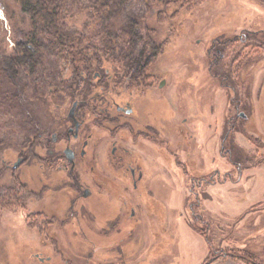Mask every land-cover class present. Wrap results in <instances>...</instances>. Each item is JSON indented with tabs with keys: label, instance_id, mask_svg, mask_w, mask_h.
Segmentation results:
<instances>
[{
	"label": "rangeland",
	"instance_id": "rangeland-1",
	"mask_svg": "<svg viewBox=\"0 0 264 264\" xmlns=\"http://www.w3.org/2000/svg\"><path fill=\"white\" fill-rule=\"evenodd\" d=\"M75 1L65 27L85 35L93 55L63 53L40 23L37 73L14 86L0 69V264H264V0H123L106 20L93 0ZM20 10V0H0V43L5 36L13 45ZM134 19L143 40L132 52L122 28ZM145 41L157 46L152 58L142 57ZM141 59L152 63L149 86L119 64ZM80 62L101 63L108 86L76 79ZM103 91L110 102L132 101L135 133L95 126L91 116V128L70 142L74 172L43 160L68 141L61 130L56 142L40 133L70 124L76 94L99 100ZM117 143L142 161L137 187L125 167H112ZM18 181L26 186L15 193ZM82 186L92 196L78 198Z\"/></svg>",
	"mask_w": 264,
	"mask_h": 264
},
{
	"label": "flooded vegetation",
	"instance_id": "flooded-vegetation-1",
	"mask_svg": "<svg viewBox=\"0 0 264 264\" xmlns=\"http://www.w3.org/2000/svg\"><path fill=\"white\" fill-rule=\"evenodd\" d=\"M149 1H154V0H149ZM161 2H165V4L168 5V2H172V0H159ZM94 2V0H93ZM96 2V1H95ZM105 11L108 12L109 11V6L106 5L105 7ZM102 19L106 20L109 17V14H103L100 16ZM125 28V27H124ZM122 28L123 31H125V29ZM109 30V29H107ZM138 30L141 31V28L138 27ZM141 35V34H140ZM14 41H13V45L12 46H17V40H15V38L13 37ZM29 46H32V44L29 42L28 43ZM10 46V47H12ZM121 47V48H120ZM107 49H102V53H108V52H113L110 51V49H113L114 46L112 48L106 47ZM33 49H35L33 47ZM98 49V48H97ZM121 49L123 50L124 53V46L119 45L118 53H122ZM140 51L143 52H147L146 54L144 53V55H142V57H144L145 59H148L149 57L152 58V56L154 54H156V50H157V46H153L151 44L147 45L146 47H139ZM145 50V51H144ZM152 50V51H151ZM101 51V50H100ZM133 51H136L135 48H133ZM141 53V54H142ZM90 55H93V52L89 51ZM146 55V56H145ZM141 57V58H142ZM119 64L123 67H126L128 69H130L132 66L137 70H134L132 72V77L134 76V81L136 82V85L138 86L139 84H141V82L143 80L147 79V86H149L150 83H148L149 77L151 76V73L148 71L149 66L152 65L151 62L148 61H138V62H134V64L132 63H125V62H120ZM80 68V71L78 72L79 75H81V78H76L79 79L80 82H88L90 83L93 80V77L95 80H97L99 83L102 82L103 84H106V86H108L109 83V78L108 74H106V72H101L99 70L96 71V69H104L103 65L101 63H84V64H79L77 67L75 68ZM87 69V70H85ZM95 69L94 72H92ZM76 75V74H75ZM88 75L90 76L88 78ZM101 77V78H100ZM100 78V79H99ZM129 79V77L127 78ZM165 79H162L159 83V87L163 88L165 84L162 85V81ZM87 83V84H88ZM139 83V84H138ZM166 83V81H165ZM77 88V87H76ZM103 88H106L105 86H103ZM138 88H140V90L143 88L141 86H139ZM107 89V88H106ZM77 90V89H76ZM75 90V91H76ZM107 91H103V93H100L101 95V99L98 100L97 98V94H87L85 96H79V94H76V97L72 100V104L70 106V108L67 110V118L68 121L70 122V124L64 125L62 122V124H60V126L54 130L53 132H51L50 136H46L43 133H40L39 137H45L47 139V141H51L53 140L54 142H56L58 139H60L59 133L57 132V130H61V133H64L65 135L63 136L67 141V145L66 147L63 149V153L55 154V151L53 149H50V153H54L53 155L54 158L49 159V157H42L43 160H49L47 161L48 164L52 165V163L59 166L60 169L63 170H69L70 174L72 172L75 171L76 168V150L70 146V142L73 140H81V133L83 134L84 130L86 129V127H88L89 129L91 128V126L87 125V118L89 117H96V119H98V123H93V125L95 126H102L105 124H115L114 129L115 132H119L123 129H128L130 132L135 133L134 131V127L133 124H129V120L127 119V115L132 114L135 109L134 106L132 105V101L131 100H126V102L124 103V105H121L120 103H117L116 100H111V102L109 101V97L107 95ZM95 97L97 98V101L95 99ZM99 97V96H98ZM102 97L104 99H102ZM118 97L121 98L122 97V93L118 94ZM113 106H116V110L119 112V114H121V116H116L112 114L111 109L113 108ZM147 128H149V130H152V125L148 124ZM142 131V129H140ZM138 130V134H141L142 132ZM155 130V129H154ZM90 131V130H88ZM88 137L87 138H83L82 139V145L83 148L80 150V154L82 156H84L86 154V149L85 147L89 144V139L92 137V132L88 133ZM137 134V133H136ZM37 139V138H36ZM41 141V140H38ZM117 148H121V151L118 153L117 152ZM68 150V152H66ZM129 153V149L125 146H120L115 144L111 151H110V155L111 157H113L112 160V167H117V168H124L125 167V172H130V176L133 179V186L137 187L138 186V182L142 181L143 178L145 177V171L143 169V167L141 166L142 161L139 160V163L137 161H135V163H133L129 157V159H127L126 154ZM21 158V163L25 161L24 157H18V159ZM17 159V160H18ZM60 161H63L62 163H60ZM61 164V165H60ZM109 165V164H108ZM14 166V164H13ZM20 178V177H19ZM76 181V178H75ZM24 181H22V184L19 183L18 181V185L20 187L16 188V192L18 193V190H20L19 188H22L24 186H26V184L24 183ZM103 183V182H102ZM81 185V184H80ZM103 185V184H102ZM72 187V185H71ZM105 189V188H104ZM22 191V190H21ZM79 194H78V198L80 196H83L85 198H88L90 196H92V191L89 187H85L82 186L81 190H76ZM23 193V191H22ZM77 199V197L74 199L73 202H75ZM134 210V209H132Z\"/></svg>",
	"mask_w": 264,
	"mask_h": 264
},
{
	"label": "trees",
	"instance_id": "trees-1",
	"mask_svg": "<svg viewBox=\"0 0 264 264\" xmlns=\"http://www.w3.org/2000/svg\"><path fill=\"white\" fill-rule=\"evenodd\" d=\"M20 2V12L22 13L23 17L19 20V16L14 15L18 19V21H20L19 23H17L16 27L14 26L13 37L18 41L17 46L10 47L9 42L5 40V36H2V42L0 43V69L4 74V77L11 85L20 86L21 84L19 81L22 75L33 77L37 73L35 65L31 66V62L33 61V59H35L34 57L37 51L36 44H38V37L37 39H34V35L38 32L40 23L47 24V28L45 30L46 37L50 39L55 38L57 40L56 47L59 46L63 53H67L73 59H79L80 61H83L89 57V50L85 49V47H87L85 46L86 43H84L86 42L84 40L85 35L76 36L73 32H69L65 27L64 21L66 20L68 15L71 16V13L73 11L71 3L73 2L72 4L76 5L77 1L20 0ZM122 3L123 0H94L91 5L97 8L95 12H97L98 15L101 16L106 12L104 8L106 5L111 6V12H113L114 15L116 13H121L120 9ZM115 5L116 8L114 9L113 7ZM4 8L5 12L10 17L9 6L5 5ZM10 18L12 19V16ZM138 27V19H134L133 22L130 21L124 28L130 36L129 39L126 40V42L129 43L132 48H135L137 42H141L143 40V37L139 33ZM24 32H26L27 35L24 36ZM19 33L23 35L19 36ZM29 35L31 36L29 37ZM29 42L32 44V46L28 45ZM149 44V41H145V47ZM33 47L35 49H33ZM96 52L98 53L99 50L97 49ZM132 52L134 51L132 50ZM138 61L141 60H133L131 64H134V62L136 63ZM80 64L84 63L80 62ZM131 68L132 76V72L137 69L133 66ZM79 71V67L75 68V76L77 78H81V75H79L78 73ZM17 91L18 96H21L20 90L18 89ZM1 144L2 141H0V145ZM218 257L216 256L215 258ZM210 262L211 261L207 262L206 264H210Z\"/></svg>",
	"mask_w": 264,
	"mask_h": 264
},
{
	"label": "water",
	"instance_id": "water-1",
	"mask_svg": "<svg viewBox=\"0 0 264 264\" xmlns=\"http://www.w3.org/2000/svg\"><path fill=\"white\" fill-rule=\"evenodd\" d=\"M163 84H165V80L162 81V85H163ZM242 115L245 116L244 113H242ZM66 152H68V150H67ZM21 161H22L21 158H19V159L14 163V167H18V166L20 165Z\"/></svg>",
	"mask_w": 264,
	"mask_h": 264
}]
</instances>
